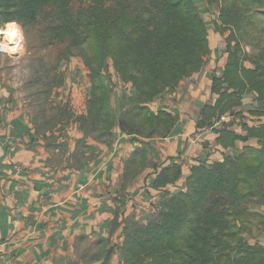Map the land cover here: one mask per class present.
I'll return each instance as SVG.
<instances>
[{
	"label": "trees",
	"instance_id": "trees-1",
	"mask_svg": "<svg viewBox=\"0 0 264 264\" xmlns=\"http://www.w3.org/2000/svg\"><path fill=\"white\" fill-rule=\"evenodd\" d=\"M206 1L219 6L216 30L229 33L222 75L214 76L211 85L216 99L202 107L201 115L224 147L233 146L241 132L257 142L221 160H196L185 179V189L161 198L148 220L121 219L124 225L118 248L122 264H264V245L247 240L252 225L264 221L262 214L250 210L251 204L264 205V121L243 123L240 133L231 129L232 121L218 122L248 93H254L257 102L251 113L264 118V51L251 53L244 45L247 28L256 16L249 4L258 2L264 8V0ZM9 22L34 27L30 42L43 46L65 43L55 65L72 55L73 48H80L88 66L91 91L79 123L82 154L70 168H78L86 159L85 138L94 135L109 142L115 125L134 141L167 136L179 115L164 109L154 111L150 102L165 89H175L184 76L200 70L209 51L206 26L195 0H0V28L12 24ZM107 58L120 79L136 91L135 102L117 120L101 75ZM54 75L53 87L61 86L63 75L57 67ZM60 108L68 110L66 103ZM216 122L219 127H214ZM36 132L49 148L56 143L54 130L49 135L38 128ZM145 143L140 142L125 161L122 189L145 167ZM154 172L153 187L163 188L181 176L182 167L176 161L161 163ZM121 221L116 212L114 228Z\"/></svg>",
	"mask_w": 264,
	"mask_h": 264
},
{
	"label": "crops",
	"instance_id": "crops-1",
	"mask_svg": "<svg viewBox=\"0 0 264 264\" xmlns=\"http://www.w3.org/2000/svg\"><path fill=\"white\" fill-rule=\"evenodd\" d=\"M222 71L220 65L210 60L200 70L184 76L175 89H165L150 102L154 111L168 110L179 118L167 136L150 139L145 167L126 186L128 192L137 188V195L126 202L135 219L144 221V217L150 216V200L155 205L164 196L183 191L196 160H221L256 144V138L241 132L243 123L264 121L251 113L257 104L254 93L243 95L240 105L228 114L231 129L243 133L233 146L219 144L218 133L201 115L202 107L216 99L211 90L212 80L221 76ZM8 97L7 86L0 83V264H102V260L76 263V259L77 244L82 238L98 242L103 237L112 239L107 264H122L123 255L118 248L122 241L121 219L127 217L128 211L114 228L116 211L112 197L123 184L119 160L128 158L137 143L124 137L127 143L123 141L121 146L126 150L122 151L117 149L122 135H116V149L112 148L101 160L80 163L78 168H70L67 163L58 167L49 159V152L33 133L25 115ZM219 126L216 122L214 127ZM174 161L181 164V176L163 188L153 187L155 167ZM250 210L264 217V205L251 204ZM247 240L264 245V221L252 225Z\"/></svg>",
	"mask_w": 264,
	"mask_h": 264
},
{
	"label": "rangeland",
	"instance_id": "rangeland-1",
	"mask_svg": "<svg viewBox=\"0 0 264 264\" xmlns=\"http://www.w3.org/2000/svg\"><path fill=\"white\" fill-rule=\"evenodd\" d=\"M195 3L207 30L209 51L203 65H207L210 60H213L217 66L220 65L223 68L227 57L226 35L229 31L222 33L215 28L219 16V6L216 3H208L206 0H195ZM248 9L256 10V16L247 28L246 43L244 45L248 52L257 54L261 50L264 51V8H261L257 2L249 4ZM9 23L12 24L8 25L7 23L2 27L3 30H6V40L0 45V83L7 86L9 101L25 115L33 133L49 152V159L53 161L52 163H55L58 167L66 163L76 165V160L82 154V145L79 141L83 137V133L79 129L80 115L87 109V99L91 91L88 66L83 56L79 54L80 48H73L72 55L55 65L58 52L66 47L65 43L57 46H43L39 45L38 41L30 42L35 34L34 27L22 26L17 22ZM9 39H11V42L8 41ZM245 64L249 65L247 61H245ZM55 66L63 75V84L57 87L52 85V77L55 76L56 71ZM101 75L103 82L109 88V100L117 120L124 108L135 102L136 91L131 84L124 83L120 79L112 66L110 58L106 59ZM50 86L53 87L52 91H49ZM64 103H66L68 109L65 112L60 108ZM63 123H65V128L61 129L60 125ZM37 128L38 130L42 129L41 133L46 135L54 130L53 137L56 138V143L65 141L64 145L56 148L55 146L58 144L52 143L53 145L49 148L42 134L36 132ZM44 128L48 130L43 132ZM116 135H122L117 146V149L120 148L122 151L126 150V147L121 146L123 141L127 143L124 137H127L131 142H136L137 145L144 141L146 145L150 144V139H152L151 137L134 141L131 136L124 134L115 125L113 139L109 142L99 141L94 135L85 138L87 147L83 151L87 156L84 161H80L81 165L86 162L93 164L97 160H101L100 158L109 153L108 151H111L112 148L116 149V147H113ZM127 159L119 160V166L124 167ZM133 180H130L126 186L132 184ZM126 186L119 189L116 195L112 197L119 218L128 211L126 202L133 199L132 196L137 195V188L128 192ZM152 201L150 200L147 204L150 205V210L148 208L150 216L144 217V221L155 214ZM134 215V212L128 211L126 216L133 218ZM119 236H116V238H119ZM97 240L98 242L92 241L91 238L81 239L80 244H77L79 245L77 248L79 253L76 263L79 260L82 263L102 260V263H104L106 258L109 257L108 250L112 247V239L103 237L101 240Z\"/></svg>",
	"mask_w": 264,
	"mask_h": 264
},
{
	"label": "built area",
	"instance_id": "built-area-1",
	"mask_svg": "<svg viewBox=\"0 0 264 264\" xmlns=\"http://www.w3.org/2000/svg\"><path fill=\"white\" fill-rule=\"evenodd\" d=\"M7 28V27H6ZM6 30H3V28H0V45L2 44V42H4V40H6V32H5ZM10 38V37H9ZM17 39H18V37H17ZM3 40V41H2ZM9 42H11V39H9L8 40ZM17 41V40H16ZM15 42V41H14ZM17 44V43H16ZM223 121H229V119H228V114H224V115H222L220 118H219V120H218V122H223Z\"/></svg>",
	"mask_w": 264,
	"mask_h": 264
},
{
	"label": "bare ground",
	"instance_id": "bare-ground-1",
	"mask_svg": "<svg viewBox=\"0 0 264 264\" xmlns=\"http://www.w3.org/2000/svg\"><path fill=\"white\" fill-rule=\"evenodd\" d=\"M10 35H11V33H10Z\"/></svg>",
	"mask_w": 264,
	"mask_h": 264
}]
</instances>
